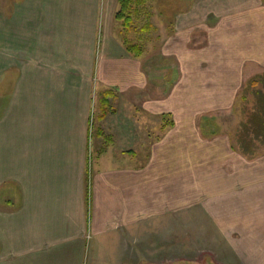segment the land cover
Masks as SVG:
<instances>
[{
  "label": "crops",
  "instance_id": "crops-1",
  "mask_svg": "<svg viewBox=\"0 0 264 264\" xmlns=\"http://www.w3.org/2000/svg\"><path fill=\"white\" fill-rule=\"evenodd\" d=\"M118 1L0 0V264H131L141 223L202 200L217 226L264 232V158L225 126L249 66L264 71V0L181 12L163 98ZM255 244L244 264H264Z\"/></svg>",
  "mask_w": 264,
  "mask_h": 264
},
{
  "label": "rangeland",
  "instance_id": "rangeland-1",
  "mask_svg": "<svg viewBox=\"0 0 264 264\" xmlns=\"http://www.w3.org/2000/svg\"><path fill=\"white\" fill-rule=\"evenodd\" d=\"M194 1L145 0V3L138 7L137 13L133 16L136 25L135 32L130 35L126 34L132 44L141 46L143 54L149 56V61H145L144 66L149 71L150 76L156 81L157 98H161L158 96V82L162 80L163 76H171L170 82L167 83L168 88L173 86L179 79L178 62L174 58H166L164 50L172 45L171 39H174L173 44H178L179 39L177 36L175 37L176 18L179 22L180 16L178 15L188 10V8L190 10V6ZM115 22H117L116 18ZM117 27L120 36L122 32L119 22H117ZM149 67L153 69H149ZM260 72L262 70L260 69L259 71L258 66L252 65L247 70V76ZM13 78V75L8 76L7 83L13 85ZM4 90L2 88V91ZM237 101L239 104V96ZM238 104L234 120L231 118L229 121L228 118L225 120L227 129L234 128L236 130L240 122ZM97 122L98 120L96 119V128ZM156 124L155 132L158 138L161 133L158 119ZM211 127L207 125V128H210L209 131L213 130ZM207 128L204 131L207 132ZM260 158H264V155L256 160ZM209 202L208 200H202L201 204L203 205L183 208V210H163V215L156 216L148 223H141L138 247L134 246V253L136 252L138 257L134 255V261L133 263L130 261V263L244 264L245 256H249V250L247 251L246 247L251 243L258 245V240L264 239V232L244 231L241 228L244 226L237 225L235 230L233 229L234 226L230 225L231 222L226 219H221L222 223L217 226L215 220H218V218L214 217L213 220V216L210 214L211 209L208 208Z\"/></svg>",
  "mask_w": 264,
  "mask_h": 264
},
{
  "label": "trees",
  "instance_id": "trees-1",
  "mask_svg": "<svg viewBox=\"0 0 264 264\" xmlns=\"http://www.w3.org/2000/svg\"><path fill=\"white\" fill-rule=\"evenodd\" d=\"M145 0H119V9L116 20L121 24L124 45L127 51L133 55L142 56L143 49L137 44H132L127 35L135 32L136 25L134 14ZM176 78V77H175ZM171 76L165 75L158 86V96L167 95ZM108 100V99H106ZM238 112L240 122L232 137L233 150L248 161H254L264 155V71L251 75L245 80L239 93ZM108 112V107L106 112Z\"/></svg>",
  "mask_w": 264,
  "mask_h": 264
}]
</instances>
